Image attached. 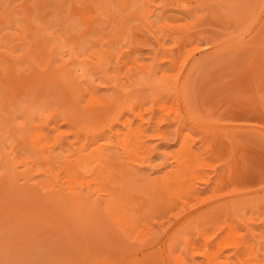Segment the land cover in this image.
I'll return each instance as SVG.
<instances>
[{
    "label": "rangeland",
    "instance_id": "1",
    "mask_svg": "<svg viewBox=\"0 0 264 264\" xmlns=\"http://www.w3.org/2000/svg\"><path fill=\"white\" fill-rule=\"evenodd\" d=\"M0 264H264V0H0Z\"/></svg>",
    "mask_w": 264,
    "mask_h": 264
}]
</instances>
